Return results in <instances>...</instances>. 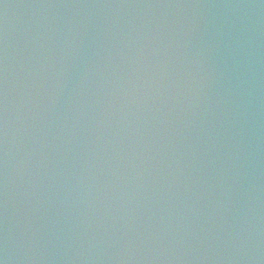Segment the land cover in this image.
Returning a JSON list of instances; mask_svg holds the SVG:
<instances>
[{
	"label": "water",
	"instance_id": "95a60500",
	"mask_svg": "<svg viewBox=\"0 0 264 264\" xmlns=\"http://www.w3.org/2000/svg\"><path fill=\"white\" fill-rule=\"evenodd\" d=\"M0 264H264V0H0Z\"/></svg>",
	"mask_w": 264,
	"mask_h": 264
}]
</instances>
